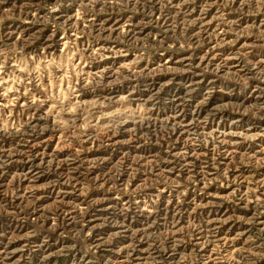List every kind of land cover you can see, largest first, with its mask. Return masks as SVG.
<instances>
[{
	"label": "rangeland",
	"instance_id": "374dc122",
	"mask_svg": "<svg viewBox=\"0 0 264 264\" xmlns=\"http://www.w3.org/2000/svg\"><path fill=\"white\" fill-rule=\"evenodd\" d=\"M0 264H264V0H0Z\"/></svg>",
	"mask_w": 264,
	"mask_h": 264
}]
</instances>
